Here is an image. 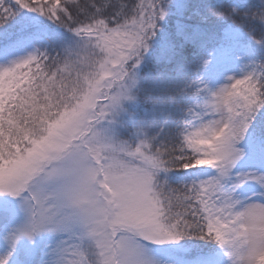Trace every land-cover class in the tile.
<instances>
[{
    "label": "snow or ice",
    "instance_id": "snow-or-ice-1",
    "mask_svg": "<svg viewBox=\"0 0 264 264\" xmlns=\"http://www.w3.org/2000/svg\"><path fill=\"white\" fill-rule=\"evenodd\" d=\"M0 264H264V0H0Z\"/></svg>",
    "mask_w": 264,
    "mask_h": 264
}]
</instances>
